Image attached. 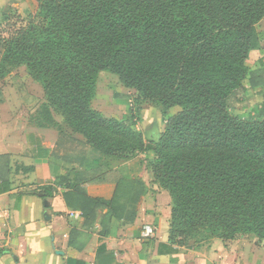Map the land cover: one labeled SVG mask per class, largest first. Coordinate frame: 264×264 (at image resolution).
I'll return each mask as SVG.
<instances>
[{"label": "trees", "instance_id": "16d2710c", "mask_svg": "<svg viewBox=\"0 0 264 264\" xmlns=\"http://www.w3.org/2000/svg\"><path fill=\"white\" fill-rule=\"evenodd\" d=\"M36 3L34 23L2 19L9 29L0 36V80L25 67L41 86L46 103L30 121L56 129L57 148H76L62 159L82 166L88 149L121 160L145 154L152 177L168 190L173 221L210 240L248 234L264 240V102L246 117L233 112L245 87H264V59L255 69L246 64L250 52L260 49L255 25L264 17V0ZM100 72L116 76L144 102L181 109L165 119L156 141L146 140L135 128L129 97L114 94L127 104L123 120L92 108ZM53 112L83 141L67 137ZM39 153L46 156L48 150ZM10 171L9 156L1 155L0 194L10 190ZM68 181L57 176L54 184L65 186L66 205L79 212V228L69 234V246L79 251L97 223L105 236L111 219L132 221L144 192L142 183L119 177L112 197L103 200ZM46 189L51 195L52 188Z\"/></svg>", "mask_w": 264, "mask_h": 264}, {"label": "crops", "instance_id": "0c3cea01", "mask_svg": "<svg viewBox=\"0 0 264 264\" xmlns=\"http://www.w3.org/2000/svg\"><path fill=\"white\" fill-rule=\"evenodd\" d=\"M260 24L264 17L255 25L260 41V49L255 51L263 54L264 36L257 31ZM253 91L258 92L253 103H263L264 87ZM33 98L25 103L16 87L0 80V156H9L11 169L10 190L0 194V252L7 251L0 255V264H264V242L251 234L232 240L211 239L195 249L169 243L171 200L151 172L130 161L111 168V158L90 159V149L82 166L69 165L62 157L74 154L76 148L70 143L57 148L56 129L30 123L31 116L46 103L42 91L37 106L31 109ZM55 115L52 113L54 121L67 137L83 141ZM40 148L48 154L39 156ZM21 166L33 170L23 172ZM57 176H68L70 185L82 186L91 198L109 200L119 177L137 180L144 192L132 221L111 219L105 236L97 223L79 251L69 246L71 229L79 228V212L66 205L63 194L67 189L54 184ZM46 188H52L51 195ZM145 226L153 229V237L142 236ZM100 246L104 251L98 253Z\"/></svg>", "mask_w": 264, "mask_h": 264}, {"label": "rangeland", "instance_id": "374dc122", "mask_svg": "<svg viewBox=\"0 0 264 264\" xmlns=\"http://www.w3.org/2000/svg\"><path fill=\"white\" fill-rule=\"evenodd\" d=\"M4 16H8L10 18L8 21L9 24L14 22H22L23 24L34 23L36 22V18L38 16L36 0H3L0 5V23H2ZM16 16L20 18L18 21ZM5 24L6 23H2V26L0 27V36L2 37L7 36V30L9 29V27ZM257 31L260 32V36H264V24L258 25ZM1 47L2 45L0 43V54L2 50ZM263 54L261 51L250 53L246 62L247 66L250 69H255L258 65V61L261 58L264 59ZM2 80L6 82V85L10 84L11 86L16 87L20 93V97L23 98L25 103L28 102V98L34 97L30 102V106L33 102L34 105L30 108L35 109L37 103L39 102V98L42 96V88L29 77L25 67L9 71V73ZM114 94L129 97L128 104L134 117L137 119L135 128L137 131L142 133L146 140L156 141L163 131L165 119L175 115L181 109L179 107H174L168 110H163L161 107L156 106L151 102H144L135 91H127L118 82L116 76L110 74L109 72H100L97 76L96 93L91 102L92 108L101 112L106 117L123 120L124 116L127 114V104L124 102V99H119L120 101H117ZM257 94V91H253V89L245 87L244 93L240 96L241 102L234 103V114L244 115L246 117V115L249 114L253 108L259 105L253 103L254 96ZM37 111H39V109ZM37 111H35V113L31 116V119L36 117ZM30 123L33 124L31 121ZM89 158H98L101 162L104 157L91 152ZM105 158H111V168L117 166L116 163L130 161L135 162V165L144 166V172L150 171V163L145 157V154L142 153H134L123 160L112 157ZM159 186L168 193V190L164 185L160 183ZM168 229L169 237L171 239L170 241L180 248L195 249L199 247L200 244L209 242L210 240L208 239L209 236L203 231L200 234L191 233L186 223L181 224L178 220L173 221L172 218L169 220ZM260 241L264 242V240Z\"/></svg>", "mask_w": 264, "mask_h": 264}, {"label": "built area", "instance_id": "2783aa9c", "mask_svg": "<svg viewBox=\"0 0 264 264\" xmlns=\"http://www.w3.org/2000/svg\"><path fill=\"white\" fill-rule=\"evenodd\" d=\"M154 232L153 229L150 226H145L142 231V236L144 238H151L153 237Z\"/></svg>", "mask_w": 264, "mask_h": 264}]
</instances>
